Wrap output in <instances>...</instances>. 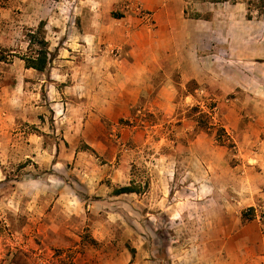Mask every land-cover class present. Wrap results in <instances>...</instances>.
Wrapping results in <instances>:
<instances>
[{
  "label": "rangeland",
  "instance_id": "374dc122",
  "mask_svg": "<svg viewBox=\"0 0 264 264\" xmlns=\"http://www.w3.org/2000/svg\"><path fill=\"white\" fill-rule=\"evenodd\" d=\"M174 3L193 25L169 44L145 9L157 0H1L0 45L26 53L44 21L52 61L43 72L0 62V264H119L138 246L170 264L167 247L192 245L208 213L257 189L263 220L264 15L249 19L245 0ZM88 38L116 59L170 55L116 120L85 95ZM43 146L52 156L38 163Z\"/></svg>",
  "mask_w": 264,
  "mask_h": 264
},
{
  "label": "crops",
  "instance_id": "0c3cea01",
  "mask_svg": "<svg viewBox=\"0 0 264 264\" xmlns=\"http://www.w3.org/2000/svg\"><path fill=\"white\" fill-rule=\"evenodd\" d=\"M174 0H157L154 7L145 6L147 11H152V15L160 29L167 34L164 38L167 43L173 44L175 39L174 31L185 33L189 25H193L187 19L184 5H180ZM146 19V17H145ZM201 23V20L198 21ZM84 52L81 55L85 85V95L89 102L99 104L101 109L111 113L113 119L127 114L126 110L132 107L141 98L143 92L149 90L147 76L153 72V68L159 66L156 63L159 59L170 58L154 55L141 56L132 52V56H122L113 58L108 54L106 47L100 45L101 41L88 38L84 40ZM104 48V49H103ZM148 48V46H145ZM75 58V54H71ZM75 65L77 60H68ZM148 61H150L148 63ZM161 102L166 104L174 97V89L170 81H166L160 89ZM55 96L53 97V99ZM110 115V114H109ZM9 141L0 136V183L5 180L3 169L4 158L10 151ZM35 150L38 163L41 159H48L47 153L52 156V149L38 147ZM56 152V151H55ZM258 195H247L238 205H226L223 214L210 212L207 220L197 231L195 242L187 246L186 244L167 247L166 252H172L170 264H264V218H260L257 202ZM225 206V205H223ZM254 208L251 218H245L243 213L247 209ZM134 258L123 260L119 264H164L162 258L149 257L146 248L140 249ZM133 258V259H132Z\"/></svg>",
  "mask_w": 264,
  "mask_h": 264
},
{
  "label": "trees",
  "instance_id": "16d2710c",
  "mask_svg": "<svg viewBox=\"0 0 264 264\" xmlns=\"http://www.w3.org/2000/svg\"><path fill=\"white\" fill-rule=\"evenodd\" d=\"M207 1V0H202ZM1 2V0H0ZM247 3V17L252 19L254 17V13L256 12L258 16L264 15V0H245ZM189 11L188 8H185V15H188ZM200 13H196L195 18H200ZM28 37V50L26 53H22L16 51L11 48L3 47L0 45V62H11L15 57H19L25 61L27 68H34L38 71H45L51 64L52 57L50 56V42L47 38V31H46V23L42 21L38 27L31 28L27 33ZM199 111V108H196ZM201 121H203L204 117H206V113L201 111ZM226 131L224 128L219 130L218 139L221 142H225L222 135H225ZM136 186L133 184L129 186H123L115 190V194H122V193H131L135 192ZM253 209L250 208L248 212H251ZM74 264V263H72Z\"/></svg>",
  "mask_w": 264,
  "mask_h": 264
}]
</instances>
